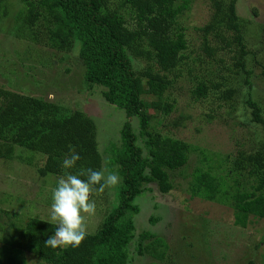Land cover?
<instances>
[{"label":"trees","instance_id":"1","mask_svg":"<svg viewBox=\"0 0 264 264\" xmlns=\"http://www.w3.org/2000/svg\"><path fill=\"white\" fill-rule=\"evenodd\" d=\"M20 1L14 24L7 25L4 18L11 0H0V29H9L17 39L58 54L75 53L83 69V83L103 88L106 102L122 109L128 120L121 129V142L103 150L95 120L82 110L0 86V159L13 160L20 148L27 154L24 163L36 167L38 156L31 157L26 151L40 154L38 161L43 164L37 172L45 179L64 173L63 158L74 148L81 159L71 172L108 167L123 180L118 205L79 248L46 247L44 242L56 226L30 218L17 233L1 237L0 264H29L26 254L41 264H129V249L136 239L140 255L151 254L163 261L164 240L151 232L136 238L134 218L140 213L136 201L152 192V185L161 194L173 190V175L187 166L195 149L158 131L152 123L154 114L168 116L177 108V102L166 94L176 85L174 80L186 72L192 77L188 89L193 86L189 91L195 101L203 103L215 96L219 107L233 115L235 126L245 125L237 119L234 96L238 91L229 86L225 75L245 74L249 84L258 67L264 78V51L260 58L245 42L238 0H212L213 14L195 29L201 43L190 57L186 56L190 50L187 27H180L178 19L193 0H120L117 7L107 0ZM134 60L144 62V68L136 70ZM211 63L221 70L214 78L201 74V68ZM246 111L258 127L250 136L253 147L239 151L234 160H218L217 167L214 156L201 153L205 168L194 171L188 186L193 198L231 207L237 226H245L251 216L264 219V109L248 99ZM214 116L213 112L203 115L208 120ZM230 176H234V186L227 182ZM243 184L248 187L242 190Z\"/></svg>","mask_w":264,"mask_h":264},{"label":"rangeland","instance_id":"2","mask_svg":"<svg viewBox=\"0 0 264 264\" xmlns=\"http://www.w3.org/2000/svg\"><path fill=\"white\" fill-rule=\"evenodd\" d=\"M107 1L113 7H117L120 2ZM21 6L20 0H11L7 17L4 18L7 25L14 24ZM123 10L128 15L129 9ZM213 11L212 0H193L190 9L179 17V26L187 27L185 37L190 46L189 52H186L187 57L201 43L195 29L204 26ZM237 11L245 33V42L261 58L260 53L264 51V0H238ZM192 57L195 59V55ZM134 66L136 70H141L145 63L134 60ZM204 66L201 74H211L209 77L214 78L221 73L217 65L211 63ZM253 72L249 77V84L245 81V74L225 75L231 82L229 86L238 91L234 96L238 104L237 119L245 124L240 126L234 125L236 121L233 120V115L219 107L215 96H210L203 103L195 101V96L189 91L193 90V86L188 89L192 77H188L186 72L178 80H174L176 85L166 95L170 101L177 102V108L168 116L154 114L152 123L163 135L179 139L195 150L190 154L187 166L173 175V190L168 194H161L152 185V192L136 201L140 207V213L134 218L136 238L143 232L155 233L166 242L163 250L166 258L161 261L151 254L140 255L136 239L129 249V264H249L252 261L254 264H264V219L251 216L245 226H237L231 207L193 198L188 187L194 171L198 167L205 168L200 162L201 153L214 156L213 165L217 167L218 160L227 157L234 160L239 151L253 147L250 136L258 127L251 122L247 111L248 116L244 117L245 101L251 99L264 109V78L258 67ZM2 85L35 97L63 102L66 107L74 110H82L95 120L98 143L103 150L111 143L121 142V129L128 120L126 113L106 102L103 88L89 87L83 83V69L75 53L58 54L54 50L25 43L11 34L9 29L6 31L1 28L0 86ZM212 112L215 116L211 120L203 117L205 113ZM181 116L184 118L181 119ZM187 116L192 118L187 119ZM26 152L31 157L38 156L36 163L29 161L35 163L36 167L24 163L23 158L27 154L20 148L16 149L13 160L0 159V226L6 229L0 227V247L1 237L6 233H17V229L23 227L30 218L49 220L52 190L60 176L49 175L41 179L37 169L43 164V161H38L42 155ZM104 169L108 171V167ZM233 178L234 176L227 178L231 186H234ZM121 183L103 193H93L96 212L86 217L88 234L96 233L105 215L118 205ZM245 187L248 185L241 189ZM149 242L150 240L145 244ZM189 244L193 245L190 247ZM26 256L29 264L32 261L35 264L42 263L31 254Z\"/></svg>","mask_w":264,"mask_h":264},{"label":"clouds","instance_id":"3","mask_svg":"<svg viewBox=\"0 0 264 264\" xmlns=\"http://www.w3.org/2000/svg\"><path fill=\"white\" fill-rule=\"evenodd\" d=\"M80 159L74 148L63 158L61 167L65 171L52 190L48 224L56 227L54 234L44 242L48 248H79L88 235L86 217L96 212L93 193L114 189L122 181L117 172L103 168L71 172Z\"/></svg>","mask_w":264,"mask_h":264}]
</instances>
